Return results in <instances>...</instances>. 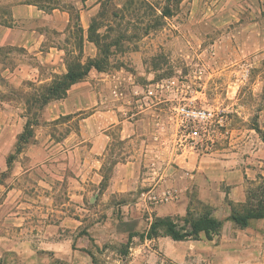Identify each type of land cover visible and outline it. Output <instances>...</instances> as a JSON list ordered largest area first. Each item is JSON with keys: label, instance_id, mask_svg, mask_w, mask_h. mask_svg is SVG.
Listing matches in <instances>:
<instances>
[{"label": "crops", "instance_id": "1", "mask_svg": "<svg viewBox=\"0 0 264 264\" xmlns=\"http://www.w3.org/2000/svg\"><path fill=\"white\" fill-rule=\"evenodd\" d=\"M127 1L0 0V177L6 174L0 181V254H12L15 264H44L42 253L48 251L54 254L57 261L54 264H94L90 251L92 239L102 243L111 237L132 233L136 241L133 252L139 264L155 259H160L161 264H264V218L250 220L246 228L228 219L232 206L246 202L245 181L254 179L253 173L258 171L248 162L233 157L218 160L217 164L228 192L198 180L181 179L186 188L196 184L199 198L214 207L212 217L224 222L220 234L213 240L177 241L168 235L147 236L155 218L187 214V193L156 208L142 210L143 203H139V210L144 214L138 210L135 216L124 212H128L126 202L117 205L111 202L107 216L88 225L90 204L128 196L149 179L136 155L130 154L114 164L109 183L102 184L114 135L122 134L124 140L130 138L136 134L139 123L146 121L137 118L136 113L126 118L123 115L125 105L134 104L138 100L135 95L144 91V87L136 84V77L142 72H153L142 67V48L124 57L137 66L135 71L125 67L109 72L91 69L84 80L70 87L66 97L46 104L34 127L36 142L16 152L28 117L23 103L20 102L24 107L5 95L21 90L27 82L49 83L55 76L66 74L70 57L83 63L96 58L98 48L89 39L92 21L105 4L122 9ZM245 1L242 7L227 6L222 11L220 7L211 8L216 9L217 14L211 18L216 27L232 22L227 35L229 51L218 54L220 60L231 61L232 66L236 62L259 59L264 52V0ZM151 75L148 73L149 86L154 81ZM151 107L148 103L143 108L151 110ZM63 118L68 123L76 121V125L56 140L46 128ZM16 154L18 158L9 163V158ZM185 156L188 158L182 167L187 170L202 167L203 158L200 160L198 154ZM24 157L32 163V168L23 163ZM33 170L41 173L36 183L38 188L52 189L54 183L66 182L68 189L67 199L58 202L61 207L52 210L49 227L56 236L46 245L38 242L39 237H45L44 215L34 216L28 210L30 203L21 194L22 186L14 183ZM17 235L36 237L37 241L15 239Z\"/></svg>", "mask_w": 264, "mask_h": 264}, {"label": "rangeland", "instance_id": "2", "mask_svg": "<svg viewBox=\"0 0 264 264\" xmlns=\"http://www.w3.org/2000/svg\"><path fill=\"white\" fill-rule=\"evenodd\" d=\"M245 4V0H185L179 14L168 20L165 30L143 38L138 43V49L142 48L143 69L153 72H142L136 77V84L144 87V91L135 95L138 100L136 98L134 104L125 105L123 115L126 118L131 113H136L137 118H145L146 121L139 123L136 134L130 138L124 140L122 134L114 135L103 176L110 180L114 164L125 160L130 154H135L141 162L144 175L149 179L145 185L128 196L115 197L108 201L102 199L90 204L89 226L107 216L111 202L114 205L126 202L128 212H124L129 216L136 215L139 203H143L142 210L145 207L156 208L145 202L144 198H139L143 197L142 193L158 188L174 190L179 198L180 194L187 193L191 210L204 211L205 207H210L214 213V207L199 198L197 185L192 187L191 184L186 188V183H181V179H189L192 182L198 180L206 186L220 187L222 192H228L229 188L222 181L223 174L217 166L218 160H229L233 157L248 162L258 170L253 173L254 179L245 181L247 193L262 184L260 177H264V52L259 59L236 62L233 66L231 61L220 60L218 54L229 51L227 35L232 22L218 28L211 21L214 13L217 14L216 9H211L212 7H220L222 11V7H242ZM192 8H195L193 13ZM104 31L105 29H102V32ZM120 50L122 52L112 47V65L123 64L126 69L135 71L137 66L124 57L136 49L132 47L127 53L121 48ZM171 55L175 57L172 58ZM148 73H152L154 79L151 86ZM36 84L39 86V83ZM26 90L34 89L24 86L21 90H12L5 98L13 99L24 107L20 102L23 103L22 92ZM148 103L152 105L151 110H144L143 107L146 108ZM183 104L209 108L218 118L223 117V122L209 125L203 142L192 143L177 116L176 108ZM24 112L26 113V110ZM35 112L36 106L29 115L32 121L35 120ZM75 125L76 121L68 123V119L63 118L48 124L46 130L51 132L56 140H60L70 127ZM33 137L25 147L36 142L35 136ZM17 149L16 147V152ZM190 153L198 154L200 160L203 158L202 167L191 170L182 167L183 161L188 158L185 154ZM17 156L18 154L14 155V158ZM21 160L32 168V163L28 162L26 157ZM5 175L2 174V177ZM40 178L41 173L33 170L19 182H14L13 179L10 184L14 182L22 186L21 194L30 203L28 210L34 216L44 215L45 237H39L38 242L39 245L41 242L46 245L56 236L49 227L53 220L52 210L61 207L58 202L62 203L67 199L68 189L66 182L54 183L52 189L38 188L36 183ZM108 183L109 181H106L104 185ZM163 205L167 203L160 206ZM139 211L141 215L144 214V211ZM121 214L120 209L119 215ZM184 217L172 216L174 219ZM15 239L37 241L36 237L26 238L19 235ZM135 242L132 233L111 237L102 243H96L92 239L90 251L93 253L94 264H139L133 252ZM42 255L44 264L57 262L50 251ZM14 260L12 254H0V264H15L12 262ZM160 262V259H155L146 264H161Z\"/></svg>", "mask_w": 264, "mask_h": 264}, {"label": "trees", "instance_id": "3", "mask_svg": "<svg viewBox=\"0 0 264 264\" xmlns=\"http://www.w3.org/2000/svg\"><path fill=\"white\" fill-rule=\"evenodd\" d=\"M185 0H128L122 9L108 7L106 4L102 12L94 18L89 29V39L98 48V56L87 60L85 63L76 57H70L67 61L68 72L64 75L55 76L51 82L36 84L27 82L24 86L34 90L22 92V102L25 105L28 121L25 131L20 135L17 143V152L29 144L34 136V127L38 124L39 113L46 104L53 100L66 97L70 87L86 78L91 69L100 72H109L121 67L111 62V49L114 47L118 52L123 49L124 53L138 49V43L146 37L157 35L165 30L168 20L175 18ZM102 29H105L102 32ZM80 56L83 53L82 43L78 44ZM36 106L35 120H30L31 110ZM23 144V146H21ZM14 156L9 158L12 163ZM262 184L257 188L250 189L247 200L240 206H232V213L228 219L238 227L246 228L252 219L264 218V177L261 176ZM109 181L104 177L103 183ZM201 204V203H200ZM213 209L208 207L204 211H193L188 208L184 218L172 217L155 218L150 226L148 237L168 235L172 239L181 240H213L220 234L223 226L222 220L212 217Z\"/></svg>", "mask_w": 264, "mask_h": 264}, {"label": "built area", "instance_id": "4", "mask_svg": "<svg viewBox=\"0 0 264 264\" xmlns=\"http://www.w3.org/2000/svg\"><path fill=\"white\" fill-rule=\"evenodd\" d=\"M176 111L183 131L187 132V137L195 144L203 142L209 125L223 122V117L218 118L213 110L206 107L183 104L177 106ZM177 197L176 191L162 188L143 194L145 202L154 207L173 202Z\"/></svg>", "mask_w": 264, "mask_h": 264}]
</instances>
